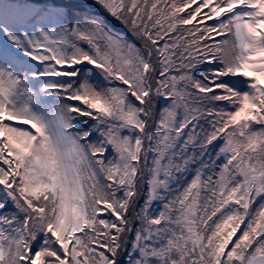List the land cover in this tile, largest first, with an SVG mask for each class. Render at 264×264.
Segmentation results:
<instances>
[{
	"label": "snow or ice",
	"instance_id": "snow-or-ice-1",
	"mask_svg": "<svg viewBox=\"0 0 264 264\" xmlns=\"http://www.w3.org/2000/svg\"><path fill=\"white\" fill-rule=\"evenodd\" d=\"M0 36V264H264V0H0Z\"/></svg>",
	"mask_w": 264,
	"mask_h": 264
},
{
	"label": "rangeland",
	"instance_id": "rangeland-1",
	"mask_svg": "<svg viewBox=\"0 0 264 264\" xmlns=\"http://www.w3.org/2000/svg\"><path fill=\"white\" fill-rule=\"evenodd\" d=\"M18 2L20 3H42L44 2V0H18ZM110 19V18H109ZM111 24L113 26H115L118 30L120 31H125L123 26L120 25L118 22L114 21V20H110ZM208 23H211V21H208ZM120 28V29H119ZM221 37H216V39H220ZM0 39H2V36H0ZM142 202V201H141Z\"/></svg>",
	"mask_w": 264,
	"mask_h": 264
},
{
	"label": "trees",
	"instance_id": "trees-1",
	"mask_svg": "<svg viewBox=\"0 0 264 264\" xmlns=\"http://www.w3.org/2000/svg\"><path fill=\"white\" fill-rule=\"evenodd\" d=\"M120 29V28H119Z\"/></svg>",
	"mask_w": 264,
	"mask_h": 264
}]
</instances>
